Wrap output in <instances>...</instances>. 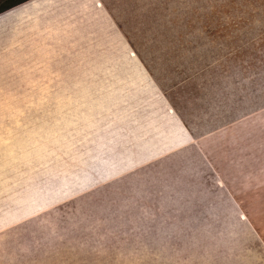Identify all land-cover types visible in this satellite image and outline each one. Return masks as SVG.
I'll use <instances>...</instances> for the list:
<instances>
[{"label":"rangeland","instance_id":"rangeland-1","mask_svg":"<svg viewBox=\"0 0 264 264\" xmlns=\"http://www.w3.org/2000/svg\"><path fill=\"white\" fill-rule=\"evenodd\" d=\"M224 3L141 92L103 37L0 47V264H264V0Z\"/></svg>","mask_w":264,"mask_h":264},{"label":"crops","instance_id":"crops-1","mask_svg":"<svg viewBox=\"0 0 264 264\" xmlns=\"http://www.w3.org/2000/svg\"><path fill=\"white\" fill-rule=\"evenodd\" d=\"M224 4V0H30L0 14V29L5 32L0 47L10 46L20 33L28 43L26 34L32 29V35L48 47L61 41L106 38L103 52L113 60L120 54L177 52L183 38L206 37L207 23L225 19L220 17ZM177 15L183 25L175 22ZM112 64L105 69H113Z\"/></svg>","mask_w":264,"mask_h":264},{"label":"trees","instance_id":"trees-1","mask_svg":"<svg viewBox=\"0 0 264 264\" xmlns=\"http://www.w3.org/2000/svg\"><path fill=\"white\" fill-rule=\"evenodd\" d=\"M26 1H28V0H6L2 5H0V13L4 12L6 10H9V9H11V8H13V7L17 6V5H20V4H22V3L26 2ZM119 41H121V38H120ZM120 46H122L123 48L125 47L123 43H121ZM125 49H127V48L125 47ZM125 51H127V50H125ZM101 52L102 51H100V53H99L100 55L99 56L97 55L98 56L97 59H96V57H95V59H93L94 62H95V65L93 66V68H94L95 71L94 70H90V71L97 72L98 76H95L94 78H92V76L94 75V72H93V74H91V76H90V78H91L90 82L97 81L100 76H103V78L106 77L107 79H105V80H109V79L111 80L112 78H113V80H115V75H114V70L115 69L114 68L116 67V68H118V70L119 69H121L122 71L125 70L127 75H133V77L138 76L139 81H138V83L135 84L137 86V87H135V89L138 92H141V89H140V86L139 85L142 84L141 80L142 81L145 80V76H143L144 72L140 68L139 63L136 61L135 55L134 54H131V53L130 54H120L119 57H118V60L114 61L113 60L114 59L113 57L110 58L109 56H107V58H106V57L102 56ZM91 54H93L94 56H96L95 53H91ZM128 56L131 59L133 58L134 59V62L133 61L126 60L127 58H125V57H128ZM111 61L113 63L112 64L113 65V69H110V68L105 69L106 68L105 67L106 65L110 66ZM131 64H132V66H131ZM112 71H113V74H111ZM103 78H102V80H103ZM85 81L86 80H84V79L82 80V82H84V83H85ZM68 83H69L68 85H71V83H73V82H68ZM145 91H148V89L145 90ZM150 92L152 93L153 91H149V94H150ZM154 94L155 93H153V95H151V97H150L151 99H153V101H151L150 104L151 105H155V106H152V107H156V105H157V100L155 99V97H152V96H155ZM135 96L136 95H134V97ZM166 115L168 117H171L172 121L174 122L175 127L179 128V130L185 134V132L183 131V129L180 128L178 126V124L175 123V120L172 118V116L170 115V113L167 112ZM134 194L135 195H140V194H137V193H134Z\"/></svg>","mask_w":264,"mask_h":264},{"label":"snow or ice","instance_id":"snow-or-ice-1","mask_svg":"<svg viewBox=\"0 0 264 264\" xmlns=\"http://www.w3.org/2000/svg\"><path fill=\"white\" fill-rule=\"evenodd\" d=\"M101 2H102V0H101ZM100 5H94V7H99ZM175 15V14H174ZM175 22H177V23H180L181 25H183V18L181 17V16H179V15H177L176 16V20H175ZM196 137L195 136H193V141L195 142L196 141ZM250 219V217L249 216H247V214L246 215H244V216H240L239 217V220H242V221H245V223L243 224V225H241L240 226V230H241V234H242V236H252V234H253V232L255 231L253 228H250L249 226H248V224H247V221ZM89 264H92V262L90 261L89 262ZM203 264H208V261L207 260H205L204 262H203Z\"/></svg>","mask_w":264,"mask_h":264},{"label":"water","instance_id":"water-1","mask_svg":"<svg viewBox=\"0 0 264 264\" xmlns=\"http://www.w3.org/2000/svg\"><path fill=\"white\" fill-rule=\"evenodd\" d=\"M28 1H30V0H28ZM28 1H26V2H24V3H27ZM24 3H22V4H24ZM22 4H20V5H22ZM20 5H17V6H20ZM17 6H15V7H17ZM15 7H13V8H15ZM13 8H11V9H13ZM10 10V9H9ZM6 11H8V10H6ZM6 11H4V12H6ZM4 12H2V13H4ZM2 13H0V14H2ZM135 59H136V57H135ZM131 61H133L134 62V59L132 60V59H130ZM136 61H137V59H136ZM138 62V61H137ZM140 66V65H139Z\"/></svg>","mask_w":264,"mask_h":264}]
</instances>
